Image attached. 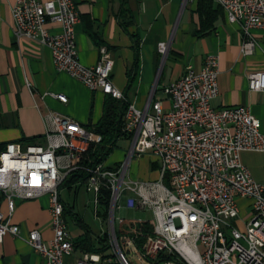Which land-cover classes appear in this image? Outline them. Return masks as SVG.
I'll return each instance as SVG.
<instances>
[{"label": "built area", "instance_id": "obj_1", "mask_svg": "<svg viewBox=\"0 0 264 264\" xmlns=\"http://www.w3.org/2000/svg\"><path fill=\"white\" fill-rule=\"evenodd\" d=\"M209 1L222 9L229 24L241 29V55H252L256 42L251 31H264V0ZM10 14L15 39L47 47L56 72L91 92L124 100L112 83L114 63L105 48L99 49L94 66L79 63L74 30L79 17L72 0H16ZM48 25L59 32L49 34ZM167 50L168 43L157 45L163 58ZM218 74V58L208 54L201 70L188 66L179 80L163 89L169 108L153 94L141 109L128 105L122 139L130 147L125 160L113 168L82 165L89 147L99 144L101 137L55 113L43 117V146L7 144L0 152V194L8 212H13L15 200L47 195L53 236L47 244L35 229L22 237L0 212V244L7 235L19 238L43 264H264V185L256 183L240 162L242 152L264 153V134L247 109L212 108ZM246 78L249 91L264 92V71ZM25 85L30 87L28 81ZM47 96L67 103L62 94ZM144 155L158 162V180L129 178L131 161ZM79 171L86 175L83 184L95 206L104 207L108 231L98 246L100 253L83 252L73 258L76 251L63 218L59 187ZM240 199L250 201L242 230L235 224ZM122 209L149 212L151 220L116 218Z\"/></svg>", "mask_w": 264, "mask_h": 264}, {"label": "crops", "instance_id": "obj_2", "mask_svg": "<svg viewBox=\"0 0 264 264\" xmlns=\"http://www.w3.org/2000/svg\"><path fill=\"white\" fill-rule=\"evenodd\" d=\"M15 1L0 0L2 149L10 143L43 146L46 131L43 117L48 113L66 117L87 130L100 120L108 97L99 91L91 92L68 75L56 72L47 47L25 38L15 39L10 14ZM72 1L79 17L74 29L79 63L94 66L100 57L99 49L105 48L114 63L112 83L128 105L141 109L153 94L155 100H161L163 108H169L163 89L179 80L186 67L201 70L206 55L213 54L218 58L219 74L218 95L211 101L212 108H245L260 122V132L264 134V92L249 91L246 78L250 73L264 71V31H251L256 47L252 55L243 56L241 29L229 24L222 9L212 2V10L220 9V14L210 31L201 32L196 13L198 0L184 6L183 0ZM47 29L51 35L59 32L55 25H48ZM159 43H168L164 58L157 52ZM25 81L29 82V88ZM158 92H161L159 97ZM47 94H62L67 103L60 104ZM150 159L144 155L132 160L138 163L142 181L158 180L159 164ZM240 162L256 183L264 185V153L242 152ZM154 172L157 178L153 177ZM78 184L83 183L73 186ZM237 205L239 220L235 224L242 230L250 201L240 199ZM0 212L9 224L19 228L22 237L35 229L43 243L52 239L47 195L15 200L14 210L9 214L0 194ZM0 264H43V259L21 239L7 235L0 244Z\"/></svg>", "mask_w": 264, "mask_h": 264}, {"label": "rangeland", "instance_id": "obj_3", "mask_svg": "<svg viewBox=\"0 0 264 264\" xmlns=\"http://www.w3.org/2000/svg\"><path fill=\"white\" fill-rule=\"evenodd\" d=\"M161 92L157 93V96H161ZM129 141L126 139H120L116 142L115 148L111 154L104 160L103 165L106 168H113L114 166L122 163L125 160L127 151L129 150ZM152 162H156V159L150 156ZM138 163L132 161L128 170V174L133 181H142L139 178ZM153 177L157 178V172L153 173ZM60 201L67 208V212L64 215L65 224L72 242L77 243L85 240L89 241L95 248L102 244L105 238V234L108 231V222L104 207L102 205L95 206L94 198L91 193L86 191L84 184H78L77 186H65L59 187ZM116 218H122L125 221L133 219H141L144 221L151 220V214L149 212L136 213L129 209H122ZM82 252V251H81ZM78 252L73 255V258L80 257Z\"/></svg>", "mask_w": 264, "mask_h": 264}, {"label": "trees", "instance_id": "obj_4", "mask_svg": "<svg viewBox=\"0 0 264 264\" xmlns=\"http://www.w3.org/2000/svg\"><path fill=\"white\" fill-rule=\"evenodd\" d=\"M219 9V8H218ZM220 10V9H219ZM212 10V4L209 0H198L196 13L198 15L199 26L201 32L210 31L220 11ZM135 67V66H134ZM128 104L123 101H118L107 97L103 104L102 116L98 123L93 127H88L87 130L101 137V141L96 146L89 147L87 153L83 156L81 164L86 165L87 162L91 165L103 163L104 160L111 154L115 148L116 142L124 137L122 128L124 124V116ZM0 147V152L4 150ZM86 175L79 171L69 174L63 181L62 185L67 187L76 183H84ZM106 196V195H105ZM67 208L63 207V218L67 212ZM149 232V227L145 228ZM104 241V239H103ZM75 251H82L84 253H100V248H95L89 241L73 242Z\"/></svg>", "mask_w": 264, "mask_h": 264}]
</instances>
